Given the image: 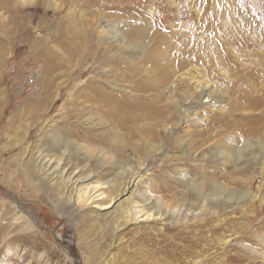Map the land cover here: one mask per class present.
Masks as SVG:
<instances>
[{
  "label": "rangeland",
  "instance_id": "1",
  "mask_svg": "<svg viewBox=\"0 0 264 264\" xmlns=\"http://www.w3.org/2000/svg\"><path fill=\"white\" fill-rule=\"evenodd\" d=\"M10 4L0 8V264H264V45L248 26L264 25V0ZM114 138L122 145L109 147ZM39 152L63 153L82 189L124 172L105 192L113 207L60 196ZM130 175L142 176L133 193ZM142 194L159 222L125 218ZM209 220L218 233L202 229Z\"/></svg>",
  "mask_w": 264,
  "mask_h": 264
},
{
  "label": "bare ground",
  "instance_id": "2",
  "mask_svg": "<svg viewBox=\"0 0 264 264\" xmlns=\"http://www.w3.org/2000/svg\"><path fill=\"white\" fill-rule=\"evenodd\" d=\"M12 1L13 0H3V1H0V8L1 9H5V10L8 9V6H9L10 2H12ZM10 6H11V4H10ZM248 26H249V29H250V32H249L250 33L249 34L250 37L253 38V40H255V39L258 40L259 39L258 40V44L264 45V31H263L264 30V25H262L260 23L256 24V23H253V22H249V25ZM261 33H263V34H261ZM256 34L257 35L258 34H261V35H258L257 36ZM257 40H255V41H257ZM68 52L70 53L69 56H68V58H71V57L73 58L74 57L73 55L76 54L75 53L76 51L74 52V50H72L71 48L70 49L68 48ZM77 54L79 56V60L81 61L82 60V59H80L81 53H77ZM179 66H181V65H179ZM182 66H183V64H182ZM52 83L53 82H51V80L44 81V83H42V86H41V91L37 95L40 99L39 100H36V101H32V103H30V105L29 104L28 105L29 106H32V108L34 110H36V111L39 110V109H41L42 107H45V105H46L45 103L48 101V99L50 97V94L52 93V91H51L52 86H53ZM207 89H208V87H205L202 90L207 91ZM94 92H96L95 94L97 96L100 95V90L96 89V91H94ZM101 93H103V91ZM93 99H94V97H93ZM99 101H102V99H100L99 97H96V99H94V102L96 103L95 106L96 105L99 106V104L101 103V102L99 103ZM110 102H112V101H110ZM104 103H105V101H104ZM110 105H112V103ZM115 106H118L119 107V106H121V104L115 103ZM133 110H135V109H133ZM28 111H31V109H29ZM164 113H165L164 110H162L160 107L159 108L155 107V113H153V114L155 116H157V118H159L158 116H160V117L162 116L163 117ZM154 115H153V117H154ZM167 117L168 118H166V119H169V116H167ZM51 130L53 131V127H50V131ZM50 133H51V135H53V138H51V139H53L55 142H59V144H60L61 141L62 142L65 141V139L63 137H61V136L56 137L54 135V133H56V131H53V132H50ZM112 137H113V135H112ZM117 138L116 139L114 138L112 140L107 141V145L110 144L109 147L110 146H118V147L121 146L122 143L120 145L119 141H117L118 140ZM68 143H70V144L73 145V143L70 142V141ZM111 149H113V148H111ZM62 154H60V156L58 155V157L55 156V158H53L51 156L49 157L47 155H43L42 152H39V154L36 155V157L34 159V161H35V163L37 165V168H38V172H41V173L42 172H44V173L47 172V173H50V175H48L49 177L53 176L51 182H52V184L54 186H58L59 189L61 190V193L62 194L60 196H63V197L65 196L66 198H68V201L69 202H71L73 200V196L74 195L77 196V201H84V202H90L91 201L92 202L95 199H97V202H98L99 200H101V201L104 200L103 203H99L98 204V206H99L98 208L110 209L111 207H113V205L115 204V203H112L113 200H114V198L111 197V198H108L107 199V194L105 192H107V193L113 192L116 189V187L118 186V183L120 182V180L123 178L122 175L125 174V173L124 172L121 173L116 178V181L114 180V181L109 182V183H106V184H104V183L103 184H98L97 186L85 187L84 189H82V188H80L79 184L76 183L77 180L76 181H73L75 179L74 171L73 170H68L65 166H61L60 165L63 161L66 160V158ZM51 166H53V170H54L53 172H50L49 171ZM141 177L142 176L139 177V175H130V177H129L128 181L126 182V184L123 185L124 186V188H123L124 192H129L130 190H132L131 191L132 193L133 192H136L135 189H136L137 184L140 181ZM102 190H105V191H102ZM212 190L213 191H217V190H214V189H212ZM218 192H219V190H218ZM213 194H215V195H213ZM213 194H212L213 197L219 196V194H217L216 192L215 193L213 192ZM138 198L141 199L142 201L141 200L134 201V198H133V200L130 199L131 201L128 202L129 205H130V207L127 209V211L125 213V215H126L125 218L127 220H129V222H131L130 220H132V219L135 220V221H139V222H149V221L159 222L162 218H164L166 216L165 214L163 215V213L161 212L160 207H159L158 210H153L152 211V207L149 206L150 205V202H149L148 196L142 194V195H139ZM95 202H96V200H95ZM148 203H149V205H148ZM202 207L203 208L199 211L200 213H202L204 211V205ZM178 210H176V212L175 211L172 212V215L175 214V213L177 214ZM178 213H181V212L179 211ZM211 222L212 221L209 220L207 223H205L203 225L202 229L208 226L207 227L208 230H211V228L214 227L212 229H214L218 233L221 230V226L220 225H212V224H210ZM199 263H200V261L195 262V264H199Z\"/></svg>",
  "mask_w": 264,
  "mask_h": 264
}]
</instances>
